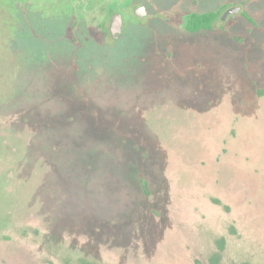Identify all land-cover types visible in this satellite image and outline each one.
<instances>
[{
    "label": "rangeland",
    "instance_id": "obj_1",
    "mask_svg": "<svg viewBox=\"0 0 264 264\" xmlns=\"http://www.w3.org/2000/svg\"><path fill=\"white\" fill-rule=\"evenodd\" d=\"M220 237L264 264V0H0V264H208Z\"/></svg>",
    "mask_w": 264,
    "mask_h": 264
},
{
    "label": "trees",
    "instance_id": "obj_2",
    "mask_svg": "<svg viewBox=\"0 0 264 264\" xmlns=\"http://www.w3.org/2000/svg\"><path fill=\"white\" fill-rule=\"evenodd\" d=\"M244 15L248 18L247 14ZM219 16V11H207V12H191L185 16L184 28L189 33H196L199 31L211 30L214 26L215 21ZM249 19V18H248ZM102 28L103 36L106 34V26L102 24L99 26ZM139 183L144 194L149 193L148 182L143 174L138 176ZM217 250L213 252L208 258V264H222L221 254L225 248V239L220 237L216 241ZM83 264H97L94 262L84 261ZM240 264H251L248 261H244Z\"/></svg>",
    "mask_w": 264,
    "mask_h": 264
},
{
    "label": "water",
    "instance_id": "obj_3",
    "mask_svg": "<svg viewBox=\"0 0 264 264\" xmlns=\"http://www.w3.org/2000/svg\"><path fill=\"white\" fill-rule=\"evenodd\" d=\"M239 9L240 8L238 6H233V7L226 9L224 11V13L222 14L221 19H225L226 16H228L229 14L237 13L239 11ZM134 13L138 17H140L141 19H145L147 16L146 9L142 5L135 8ZM108 30H109L110 36L112 38H118L121 35V33H122V18H121V15L119 13L112 15L110 22H109V25H108Z\"/></svg>",
    "mask_w": 264,
    "mask_h": 264
},
{
    "label": "flooded vegetation",
    "instance_id": "obj_4",
    "mask_svg": "<svg viewBox=\"0 0 264 264\" xmlns=\"http://www.w3.org/2000/svg\"><path fill=\"white\" fill-rule=\"evenodd\" d=\"M138 6H136L135 8H137ZM135 8H134V10H135ZM145 8V7H144ZM228 9V8H227ZM134 10H133V13H134ZM116 13H119V12H114V13H112L111 14V17H112V15H114V14H116ZM120 15H121V18H122V33H121V35L123 34V27H124V20H123V17H122V14L121 13H119ZM135 14V13H134ZM136 15V14H135ZM111 17H110V19H111ZM140 18V17H139ZM141 19V18H140ZM110 22V21H109ZM106 34H108L109 35V37L112 39V40H117L118 38H120V36L118 37V38H112L111 36H110V33H109V30H108V28L106 29ZM105 34V35H106Z\"/></svg>",
    "mask_w": 264,
    "mask_h": 264
}]
</instances>
